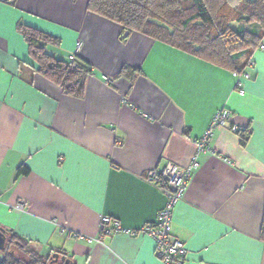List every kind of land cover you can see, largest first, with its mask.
<instances>
[{
    "label": "crops",
    "instance_id": "crops-1",
    "mask_svg": "<svg viewBox=\"0 0 264 264\" xmlns=\"http://www.w3.org/2000/svg\"><path fill=\"white\" fill-rule=\"evenodd\" d=\"M86 3L0 0V226L74 264H164L150 236L101 233L99 217L131 228L151 221L165 195L145 171L188 163L223 107L227 123L197 152L170 231L187 248L183 264H264V33L262 47L236 55L237 66L253 60L236 86L233 69L137 31L124 35ZM22 25L57 37L48 51L90 69L80 96L37 71ZM228 123L248 127L244 142Z\"/></svg>",
    "mask_w": 264,
    "mask_h": 264
},
{
    "label": "trees",
    "instance_id": "trees-1",
    "mask_svg": "<svg viewBox=\"0 0 264 264\" xmlns=\"http://www.w3.org/2000/svg\"><path fill=\"white\" fill-rule=\"evenodd\" d=\"M86 8L118 23L123 32H140L233 71L243 68L264 33V0H87ZM245 24H255L257 29L252 31ZM20 30L37 71L58 84L64 93L80 96L90 69L75 58L73 65L70 58L48 51L46 46L57 43V37L26 25ZM243 50L248 56L237 66L235 57ZM127 69L123 66L119 74ZM247 135L248 130L241 132V142ZM259 234L264 240V206ZM0 251V264L48 261V256L32 251L27 240L13 232L6 231V245Z\"/></svg>",
    "mask_w": 264,
    "mask_h": 264
},
{
    "label": "built area",
    "instance_id": "built-area-1",
    "mask_svg": "<svg viewBox=\"0 0 264 264\" xmlns=\"http://www.w3.org/2000/svg\"><path fill=\"white\" fill-rule=\"evenodd\" d=\"M79 46V41L76 43V50ZM260 47L263 44H259ZM76 50L74 53H76ZM72 64L75 65L74 57L71 56ZM253 69V60L248 59L245 66L240 70L232 71V75L236 79V86H240L241 80L250 78L251 70ZM106 81H110V77L104 76ZM241 91V88L239 89ZM230 111L227 108L217 109L210 118L204 132L195 140L196 151L190 156L188 163L177 164L174 161L167 160L160 165L148 168L143 175V179L152 184L165 195L164 203L157 209L154 218L151 221L145 222L142 225L131 228L122 226L116 217L110 215H100L99 217V232L110 234L111 232H122L130 235L136 233H144L150 236L154 242V254L161 259L164 264H183L187 248L183 240L170 231V222L172 211L176 203L179 201L190 177L192 171L197 166V152L206 148V143L210 138L213 129L218 125L227 123ZM228 127L232 131L243 132L247 131L248 127L234 123H228ZM116 165H114L115 167ZM25 201L19 199L13 207L23 209ZM61 232H65L61 228ZM71 238H85L87 241L97 240L99 237H91L75 231L67 232Z\"/></svg>",
    "mask_w": 264,
    "mask_h": 264
},
{
    "label": "water",
    "instance_id": "water-1",
    "mask_svg": "<svg viewBox=\"0 0 264 264\" xmlns=\"http://www.w3.org/2000/svg\"><path fill=\"white\" fill-rule=\"evenodd\" d=\"M126 33L127 31H124V35ZM5 245H6V231L3 227L0 226V250H3L5 248ZM57 260H61L63 264H74V262L68 256H65L63 253H59L58 251H53L48 256V261L46 264H50Z\"/></svg>",
    "mask_w": 264,
    "mask_h": 264
},
{
    "label": "rangeland",
    "instance_id": "rangeland-1",
    "mask_svg": "<svg viewBox=\"0 0 264 264\" xmlns=\"http://www.w3.org/2000/svg\"><path fill=\"white\" fill-rule=\"evenodd\" d=\"M245 28H249L252 31H255L257 29V26L255 24H245ZM0 257H1V251H0Z\"/></svg>",
    "mask_w": 264,
    "mask_h": 264
}]
</instances>
